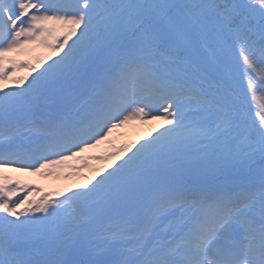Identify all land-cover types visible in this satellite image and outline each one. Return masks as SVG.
<instances>
[{
    "label": "snow or ice",
    "instance_id": "1",
    "mask_svg": "<svg viewBox=\"0 0 264 264\" xmlns=\"http://www.w3.org/2000/svg\"><path fill=\"white\" fill-rule=\"evenodd\" d=\"M0 264H264V0H0Z\"/></svg>",
    "mask_w": 264,
    "mask_h": 264
},
{
    "label": "rangeland",
    "instance_id": "2",
    "mask_svg": "<svg viewBox=\"0 0 264 264\" xmlns=\"http://www.w3.org/2000/svg\"><path fill=\"white\" fill-rule=\"evenodd\" d=\"M162 123V121H151V122H147V123H143V124H138V123H135V124H132V125H129V126H126L125 129L123 128L122 131L123 134L119 137L118 140H115V143H128V142H131V141H135L137 139H139V136H140V132L141 130L144 128V127H158L159 124ZM93 154V152H92ZM103 162L105 164H107L108 162L107 161H104ZM12 175H16V176H19L20 178H28V179H32V180H37V178H34L33 175H30L28 173H17V172H13L11 173ZM40 184H41V181H39ZM49 187H51V184L49 183L47 186H46V189H48V192H53V190ZM75 186H72L71 188H74ZM56 193H59L60 191L58 190V192L56 190H54ZM66 191V190H63V192ZM67 194H70V193H67Z\"/></svg>",
    "mask_w": 264,
    "mask_h": 264
},
{
    "label": "trees",
    "instance_id": "3",
    "mask_svg": "<svg viewBox=\"0 0 264 264\" xmlns=\"http://www.w3.org/2000/svg\"><path fill=\"white\" fill-rule=\"evenodd\" d=\"M235 71H236V73H237L238 75H241V76H242V68L237 67V68L235 69ZM250 103H251V105H252V108H251L250 111H251V113H252L253 116H254L255 112L259 111V104H260L259 94H257V98L254 99V100H251ZM149 126H150V124H149ZM149 126H148V128H147V127H144V128L141 130V132H140V136H139V139H140L141 137H148L149 132H151L152 129L155 128V126H153V127H149ZM139 139H137V140H139ZM104 166H106V164H105L103 161H101V165H100L99 167H104ZM94 174H95V173L92 172V171L88 168V169H87V172L83 173V175H80V176H79L78 178H76L75 180H69L68 182H63V185H64V186H63V189H64V190H67V189L71 188L72 186H76L77 184H83V183L86 182V179H87L88 177H90V176H92V175H94ZM65 183H66V184H65Z\"/></svg>",
    "mask_w": 264,
    "mask_h": 264
}]
</instances>
